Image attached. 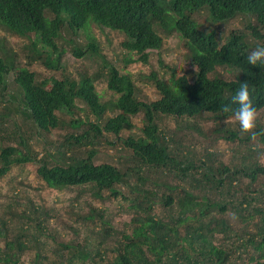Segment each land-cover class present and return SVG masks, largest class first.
Returning <instances> with one entry per match:
<instances>
[{"label": "trees", "instance_id": "1", "mask_svg": "<svg viewBox=\"0 0 264 264\" xmlns=\"http://www.w3.org/2000/svg\"><path fill=\"white\" fill-rule=\"evenodd\" d=\"M200 12L212 25L236 18L245 21V25L230 30L227 35H218L212 28H200L194 19ZM48 13L53 18L46 19ZM0 25L18 37L35 35L42 45L37 47V42H33L29 50L39 53L38 59L42 58V63L51 69L60 68L55 40L62 31L67 29L73 34L82 31L87 44L85 48H75L74 56L82 58L87 53L100 56L106 86L114 94L106 101L100 99L95 87L99 73L83 74L78 79L64 75L36 80L32 71L15 66L0 47V124L2 117L12 118L15 125H19L18 119L21 124L27 120L30 122L27 128L40 136L63 125V116L68 117L73 128L83 127L79 133L71 132L64 137L61 157L54 162L32 155L29 142L21 135L17 136V145L1 144L0 179L13 166L37 163L36 175L48 189L88 187L93 197L100 199L103 192H108L109 196L127 202L131 213L120 236L105 235L113 240V246L109 247L110 258L105 259V252L99 250L90 252L87 242L74 245L60 241L53 251L55 264H264V213L254 222L250 209L258 190L253 186L258 180L257 174H264L263 166L231 170L221 163L212 167L201 161L200 166L207 172L201 173L206 185L204 192L210 189L219 192L228 186L230 194V197H218L210 202L204 195L194 199L187 189L178 197L159 192L153 187L157 179L146 174L149 168L164 169L174 161L166 137L157 128V116L227 120L234 114L224 112L223 107H239L232 103V98L244 82L249 86L253 106L257 111L264 108V64L258 61L254 66L247 60L258 46H264V0H0ZM92 25L124 35L122 47L128 53L126 63H146L148 51L158 50L162 44L159 32L176 33L185 50L184 57L192 66L191 77L171 71L168 78L163 79L150 73L158 97L138 100L130 74L120 72L101 56L98 43L90 33ZM130 54L136 58H131ZM10 73L14 91L9 88ZM225 73L229 74L228 78ZM77 100L87 107L94 120L78 114L81 107L77 106ZM107 111L115 114L106 116ZM139 113L141 134L133 137L128 131L132 127L130 117ZM253 131L257 133L255 138L241 131L239 124L233 131L225 130L224 139L245 141L248 149L252 148L251 139L264 144V125L256 122ZM106 133L114 134L130 152L128 159L134 163L135 170L132 177L114 164L94 162L96 147L107 139ZM241 133H245V137L242 138ZM106 141L110 145L114 143ZM192 167L191 164L181 165L178 170L184 176ZM214 173L217 177L212 176ZM237 173L248 179L241 191L235 179L239 178ZM161 185L171 188L169 183ZM156 204L161 207V217H168L167 221L153 213ZM173 205L177 207L175 215L171 212ZM213 209L215 213L211 214ZM227 210L243 221L245 238L224 219ZM8 213L25 222H36V230L45 234L46 213L41 208L30 209L28 214L26 210ZM4 214L0 212V239L4 244L0 248V264H19V254L27 250V243L32 241L37 245L39 241L28 233L27 223L7 240L8 226L12 223ZM248 225L253 227L248 229ZM215 236L227 242L213 243ZM41 259L47 257L37 253L36 263Z\"/></svg>", "mask_w": 264, "mask_h": 264}, {"label": "rangeland", "instance_id": "2", "mask_svg": "<svg viewBox=\"0 0 264 264\" xmlns=\"http://www.w3.org/2000/svg\"><path fill=\"white\" fill-rule=\"evenodd\" d=\"M46 19L53 18L52 14H45ZM195 21L200 25L201 29L212 28L218 35H227L232 29L243 28L245 21L236 18L221 24H209L203 12L194 15ZM90 33L95 37L101 56L109 63L115 65L120 72L130 74L135 87V95L138 100H151L158 97L152 81L150 73H155L158 77L167 79L171 71L175 75L185 74L190 78L192 66L188 63L185 56V50L182 47L178 35L174 32L164 34L159 32L162 37V44L158 50L148 51L146 63H126L128 59L127 50L122 47L124 35L118 31L107 28H100L92 25ZM36 43L37 47L42 45L35 35L30 34L27 38L18 37L7 31L0 25V47L2 54L11 57L15 66H24L34 73L36 80L55 77L61 78L67 75L71 78L78 79L83 74L100 75L96 78L95 87L100 94V99L106 101L113 97V93L106 86V77L103 74L102 58L87 53L82 58L74 56L73 50L78 47L85 48L87 38L82 31L76 34L64 29L60 37L55 40L59 55L58 69L47 68L42 63V58L38 59L39 53L30 51V44ZM44 56V54H43ZM135 59L136 55L130 54ZM41 57V55H40ZM55 54L52 55L54 61ZM33 59H37L32 60ZM227 73L225 76L228 78ZM13 74L8 75L9 88L14 91ZM77 106L81 107L78 114L82 118L94 120V116L88 111L87 107L79 100L76 101ZM257 123L264 125V108L257 111ZM61 114V113H59ZM115 112L107 111L106 116L114 115ZM87 119V118H86ZM132 127L129 133L135 137L140 135V127L142 126L141 114L130 117ZM12 118L2 117L0 124V146L1 144H18L17 136L21 135L29 142L31 146V154L39 159H45L48 162H54L55 158H60L62 151L61 144L65 136L69 133H79L83 127L73 128L69 125L68 117L63 116V125L57 129L40 136L33 129L27 128L30 122L26 120L25 124H14ZM156 125L158 130L167 139L169 153L174 161L164 169L149 168L146 174L152 179H157L156 185L153 187L159 192L170 193L174 196H181L182 191L187 189L193 195L194 199L201 196L208 198V201L214 199L227 198L228 186L219 192L210 189L204 192L206 185L201 173H206L204 166H200V162L209 164L212 167L221 163L229 169L251 168L256 165L264 167V144L257 139L250 140L252 148L248 149L247 142L240 140L224 139L225 130L237 128L239 122L235 117L220 122H214L203 116H195L190 118H174L170 115H159L156 117ZM106 140L114 141L109 144L108 141L102 140L97 145V153L94 158L95 163L107 162L114 164L121 170H126L128 176L135 174L134 163L128 157L130 152L124 147L120 140H116L114 134L106 133ZM245 137V133L240 134ZM257 147V149H254ZM191 164L192 168H188L184 176L179 172L178 166ZM37 163H26V165L13 166L10 172L0 179V212L11 220L12 225L9 227V236L7 240H11L16 233L20 231L22 226L29 224L28 233L39 241V244L28 242V248L19 254V264H37L35 255L40 254L39 264H55L56 243L60 241L69 242L74 245H83L88 243L87 249L90 252H105V259L111 257L112 252L109 247L113 246V240L107 239L106 234L111 233L113 236H120L126 229L131 213L128 210V203L123 202L120 197L113 198L108 192H103L102 198H94L88 187H74L63 191H53L48 189L45 184L36 175ZM171 168V170H168ZM236 178L238 189L244 190L248 181L242 173H237ZM182 176V177H181ZM217 177L216 174H212ZM196 177V181L194 178ZM258 180L253 187H258L254 193L256 199L250 207L254 213V222L260 220L261 213H264V174H257ZM162 182L169 183L171 188L166 189ZM234 185V184H232ZM175 197V198H177ZM39 207L46 213L43 221L45 234L36 230V222H25L22 218L9 214L8 211L17 210L20 212L26 210V213L33 208ZM177 207L173 205L172 215H175ZM231 210V209H230ZM153 213L164 221L161 217V207L159 204L154 206ZM214 209L211 214H214ZM28 214V213H27ZM89 216V217H87ZM166 216V214H164ZM224 219L228 221L233 229L241 232L242 238H245L243 229L245 225L239 218L235 217L231 211L227 210ZM33 218V214H31ZM248 225V229L252 228ZM41 233V234H38ZM27 234V235H29ZM26 235V233H25ZM24 235V236H25ZM29 235V236H30ZM215 236L213 243L225 244L227 240ZM87 240V241H86ZM102 243L99 245L98 243ZM229 243V242H228ZM3 239H0V248H3ZM244 257V255H243ZM89 264V263H74ZM237 264H241L238 262Z\"/></svg>", "mask_w": 264, "mask_h": 264}, {"label": "clouds", "instance_id": "3", "mask_svg": "<svg viewBox=\"0 0 264 264\" xmlns=\"http://www.w3.org/2000/svg\"><path fill=\"white\" fill-rule=\"evenodd\" d=\"M248 63L257 65L259 61L264 64V46H258L248 57ZM233 104H238L239 107L233 109L230 105L223 107L224 112H233L235 119L239 122L241 131L251 133L253 138L257 135L255 131L258 118L257 109L253 106L249 94V86L246 82L241 83L239 90L232 98Z\"/></svg>", "mask_w": 264, "mask_h": 264}]
</instances>
